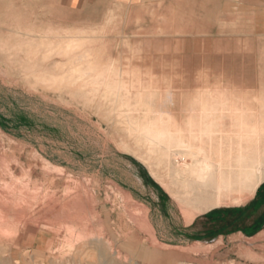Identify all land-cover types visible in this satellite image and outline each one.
<instances>
[{"label": "rangeland", "instance_id": "1", "mask_svg": "<svg viewBox=\"0 0 264 264\" xmlns=\"http://www.w3.org/2000/svg\"><path fill=\"white\" fill-rule=\"evenodd\" d=\"M91 64L156 83L155 102L177 118L201 90L264 112V0H0V194L19 214L0 218V261L264 264V219L189 239L152 225L142 189L151 183L182 200L177 176L186 173L175 171L183 161L166 174L145 160L125 126L141 111L74 82L69 69ZM263 178L244 201L261 215Z\"/></svg>", "mask_w": 264, "mask_h": 264}, {"label": "bare ground", "instance_id": "2", "mask_svg": "<svg viewBox=\"0 0 264 264\" xmlns=\"http://www.w3.org/2000/svg\"><path fill=\"white\" fill-rule=\"evenodd\" d=\"M78 43L79 41L77 40L66 42L65 44H63L64 49L66 50V52L71 51L78 46ZM61 48L59 50H62ZM108 65L104 68H99L97 65L98 67L97 68L96 65L92 66L91 64V66H89L86 70H82L80 66L78 67L74 66L71 69H69V71L71 70L72 73L76 74L75 76H73L75 83L78 81L81 82L82 85L83 83H86V85L87 83L88 84L90 83L91 87L95 86L97 88H100L101 90L103 89L105 95L108 94L109 96L110 94V96L111 95L117 96L115 106L118 109H122V110L125 109L128 113L131 111H135L133 113H136L137 111H141L140 115L142 116L140 118H136V117L134 118L130 116V114L127 115V117H125V126L129 130V132L133 134L132 138L137 137L138 140H140V146L141 143L142 146L143 145L145 146L146 148L145 150L147 152L145 160H147L148 158L156 160L157 166H163L164 171L166 172V174H168L169 172H171L172 162L176 159L177 160L181 159L183 163L180 162L181 163L180 165L177 164L179 165L178 170L176 168L174 169L177 170L175 171L176 175L178 174L185 175L186 173V175L190 176V177L187 176L188 179L192 177L195 178L196 182L198 181V183L205 186L204 188H206V186L208 187L209 185L212 186L215 190V196H216L215 197L213 195L212 197H214L215 201L217 199L218 203L222 201L225 202V200H227L231 204L232 203L236 204V203L244 202L248 198H250L251 194L254 193L253 192L254 189L257 187L259 182L264 177V112L263 110L261 111V109L260 110L257 109V111H255L254 113L253 111L250 112L252 108L249 111L247 110V108L250 109L249 108L250 106L247 107L249 103L248 104L246 103L247 104L245 106L246 108L245 107L243 108V106L238 107L236 106L238 104L234 105L235 103L233 104L231 102L233 98L232 97L230 98V95H229L230 98L229 100L231 101H228L225 98H223L224 96L216 94L210 89H208L211 92L210 91L202 92L201 90V92L199 91V93H196L193 97L189 98L188 101L185 99L187 103L186 106L184 107L185 109H183L184 112L179 118H177L174 113L172 114L169 111V108L166 109V107L168 106L167 104L163 105V103L159 104L155 102L157 98H155L154 100V97L157 91H155L152 87L156 83L152 85L151 82V84L147 85V83L145 84L142 81L138 80L139 76L137 74L136 75L138 77L135 75V73L133 75H130L129 77L125 69L121 68V71L123 72H120L117 70L118 67L116 69L114 68L115 66L112 67ZM99 79H103V80H99ZM155 87L158 86L155 85ZM97 88L96 89L91 88V89L97 90ZM165 90L167 89L165 88ZM169 92L171 93L170 90ZM167 93L168 92H166V94ZM192 94L193 92L191 93V95ZM164 95H162L161 101H165L163 100ZM128 96L136 97L133 98L136 99L134 100L135 102L131 103L132 101L130 102L129 99H125ZM237 100L239 101L240 99L236 98V101ZM256 104L259 106L258 102L257 103L255 102V105ZM181 105L183 104L181 103ZM262 108L264 109V107ZM137 149L136 147L134 148L135 151ZM139 155H141V152ZM142 155L141 157H144ZM186 159L187 162L185 161ZM156 164L155 165L151 164V165L156 167ZM157 169L158 168H156V170ZM155 173L157 174V172ZM173 177H174V173H173ZM191 193L189 194L190 196ZM179 196L181 197L182 195ZM6 201L0 194V218L4 220L5 218L7 219V217L9 216L8 214L11 215L12 213L13 216L15 212L12 211L11 213H9L10 210L7 206ZM17 214L14 216L19 217V214L18 215ZM8 218H11V216H9ZM14 219L16 220L17 218ZM29 226H31V224ZM33 226L35 228L36 225H32V227ZM4 231L5 230L0 225V236L2 235L4 236L5 234ZM15 232L18 231L15 230ZM25 234L27 233L25 232ZM25 241H26V235L23 238V242ZM0 242L3 241L0 240ZM47 245H49V243H47ZM0 262L1 264H11L8 260H3Z\"/></svg>", "mask_w": 264, "mask_h": 264}, {"label": "crops", "instance_id": "3", "mask_svg": "<svg viewBox=\"0 0 264 264\" xmlns=\"http://www.w3.org/2000/svg\"><path fill=\"white\" fill-rule=\"evenodd\" d=\"M117 1L124 3L129 0ZM187 176L185 175L183 178L178 177V187L182 191L180 192L182 194V200L180 201H176L175 197L170 195L164 187L159 189L151 183H147V188L143 190L140 180L136 179V185L141 187L142 191H145L144 193L147 195L148 200L146 203L151 213L150 221L156 229H161L165 232L169 231L170 234H177L183 239H189L191 237H207L216 232H222L227 225L232 227L237 224L240 219L245 217L249 219L248 225L253 223L255 226L257 223L263 221L264 215H261L259 210L256 212L253 211L255 202L251 204H246V202L231 204L229 201L225 200V202L222 201L218 203L217 199L215 198V201L214 197H212L213 195L215 196V190L212 186L209 185L210 187L206 186V188H204L205 186L198 183V181L196 182L195 178L192 177L188 179L190 176ZM256 188L253 192H255ZM190 193L191 196L189 195ZM253 194L254 193H252L251 196H253ZM191 197H193L192 200H190ZM263 198L264 190L260 192V200L257 202L264 200ZM251 214H253L252 219H250Z\"/></svg>", "mask_w": 264, "mask_h": 264}]
</instances>
